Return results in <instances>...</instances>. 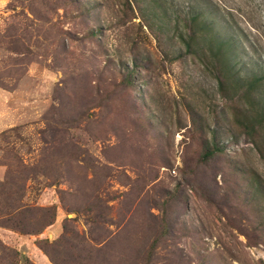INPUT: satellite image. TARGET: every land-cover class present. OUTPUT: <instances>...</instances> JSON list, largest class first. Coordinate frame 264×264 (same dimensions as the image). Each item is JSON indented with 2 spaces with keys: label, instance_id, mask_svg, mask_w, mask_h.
<instances>
[{
  "label": "rangeland",
  "instance_id": "374dc122",
  "mask_svg": "<svg viewBox=\"0 0 264 264\" xmlns=\"http://www.w3.org/2000/svg\"><path fill=\"white\" fill-rule=\"evenodd\" d=\"M158 1L181 21L200 14L215 23L234 44L233 70L264 75V0ZM63 2L0 0V219L19 211L22 230L35 234L0 227V264H146L154 243L150 264H215L207 258L216 249L223 264H264V243L240 219L242 201L227 197L233 181L224 176L235 164L264 176V162L244 136L228 135L217 82L191 58L170 62L183 50L170 45L165 58L148 31L135 57L115 33L105 47L81 42L80 21L65 16ZM134 61L138 72L125 76ZM145 89L167 133L143 122L151 118ZM184 100L226 150L189 176L184 165H196L200 144L186 135ZM176 185L184 205L166 201L163 189ZM53 213V225L41 227Z\"/></svg>",
  "mask_w": 264,
  "mask_h": 264
},
{
  "label": "trees",
  "instance_id": "16d2710c",
  "mask_svg": "<svg viewBox=\"0 0 264 264\" xmlns=\"http://www.w3.org/2000/svg\"><path fill=\"white\" fill-rule=\"evenodd\" d=\"M103 1V2H102ZM93 5L90 0H65L62 8L65 9V16L69 19L80 21L81 34L83 38L81 42H89L96 44L101 42V47L106 46L108 33H114L118 38L120 47L128 48V55L137 56V42L141 39L142 34L146 31L153 34L158 41L159 50L168 58V46H178L183 54L176 57L168 58L170 62H177L185 58H191L194 62L209 74L218 84L221 99L225 103V110L228 115L225 116L227 123V133L230 137L232 132L239 133L245 137L247 143L251 144L260 159L264 162V100L262 92L264 90V75L261 77H253L252 79L243 78L240 73L233 70L232 63L235 59L234 44L230 41H223L217 34L215 23H206L203 15H191L184 18L183 21L177 16L171 17L169 10L164 3L158 0H102ZM99 3V4H98ZM98 11L99 19L92 20L94 13ZM94 25H84V23L93 22ZM75 30L74 35L76 36ZM71 41L74 38L69 35ZM99 44V43H98ZM103 53L105 48H101ZM102 54V53H101ZM98 55V54H97ZM122 60V59H121ZM131 70H127L128 77L138 72L139 63L134 61ZM126 84L133 83L127 79ZM146 94V103L151 107L150 121L143 119L149 128L162 129L164 133L168 131V125L162 116L163 111L160 109L158 99H154L148 90L142 91ZM262 98V99H261ZM260 99V100H259ZM186 103L185 109L182 110L189 116L191 125L186 135L193 142L200 144V149L196 154V165H184L189 176L194 174L197 168H207L211 165L212 160L220 155H225L226 150L223 146H219L218 135L215 132L213 136H208L209 128L205 124L204 117L198 111L194 103L182 101ZM153 124V125H152ZM183 129L186 126H182ZM181 127V128H182ZM180 128V129H181ZM212 132V131H211ZM239 137V135H235ZM204 137L206 138L204 141ZM174 160V159H173ZM171 163L169 170H172L174 161ZM220 172V171H219ZM232 183L228 184L229 199L242 202L239 203L240 219L247 222L253 228V236L264 243V176L250 166L246 165H226L224 168V176ZM163 193L167 195V202L179 200L184 205L181 197V191L178 185L174 190L163 189ZM212 203V196L207 198ZM212 206V205H211ZM26 216L19 211H13L7 216L0 219V227L26 235H35L34 233H25L22 229V223ZM167 221V217L163 218V222ZM51 217L41 220V227H49L53 225ZM244 236L251 238L249 233L241 230ZM166 235V234H165ZM59 243H54L59 247ZM46 244L47 246H43ZM41 250L45 254H49V243H40ZM257 245V244H255ZM156 243L150 246L146 259L150 264L155 253ZM58 251V250H54ZM209 253L208 251H206ZM205 254V253H204ZM211 255L208 260H213L215 264H223L224 253L221 249H216L209 253ZM53 255L50 256V258ZM205 256V255H203ZM200 257V256H199ZM202 258V257H200ZM206 258H202L205 260ZM53 260V259H52ZM203 262V261H202Z\"/></svg>",
  "mask_w": 264,
  "mask_h": 264
}]
</instances>
